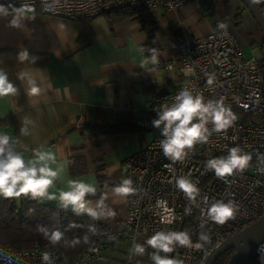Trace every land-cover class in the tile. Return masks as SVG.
I'll return each mask as SVG.
<instances>
[{
    "label": "crops",
    "instance_id": "1",
    "mask_svg": "<svg viewBox=\"0 0 264 264\" xmlns=\"http://www.w3.org/2000/svg\"><path fill=\"white\" fill-rule=\"evenodd\" d=\"M255 3L261 6L264 0ZM7 11V16L0 14V69L17 92L0 97V115L13 117L16 152L26 163L35 159L37 149L55 156V162L37 164L47 163L59 172L48 189L57 199L40 197L43 202L64 207L58 197L61 190H69V180L95 185V195L85 199L95 207L106 194L105 205L117 215L99 221L110 227H116L127 210V197L113 193L125 179L120 161L146 145L159 129L95 133V128L119 119L132 125L146 119L155 97L177 82L176 71L164 64L178 41L208 34L216 21L232 31L245 57L259 59L245 51L248 44L264 53V34L240 0L187 1L176 10L146 8L111 25L99 15L83 21L34 11L20 18V27H10L16 12ZM25 49L29 60L21 63L17 56ZM20 73L26 74L23 79ZM29 78L41 89L39 95L28 94ZM22 127L28 135H21ZM118 240L107 241L105 249L119 242L130 245L127 239ZM126 260L149 263L146 252L139 256L129 251L123 263Z\"/></svg>",
    "mask_w": 264,
    "mask_h": 264
},
{
    "label": "built area",
    "instance_id": "2",
    "mask_svg": "<svg viewBox=\"0 0 264 264\" xmlns=\"http://www.w3.org/2000/svg\"><path fill=\"white\" fill-rule=\"evenodd\" d=\"M187 1L198 0H59V3L55 0H0V4L11 11L29 5L44 15L83 19L123 8L176 10ZM260 10L264 15V4ZM220 23L216 21L208 34L182 38L176 44L174 55L165 62V69L176 71L177 82L155 97L150 114L137 124L144 129H159V132L120 161L125 179H131L136 189L127 196L126 215L120 223L110 227L90 218L92 224L99 226L96 240L74 258L57 247L38 242L27 249L0 246L4 255L12 256L13 264H44L43 252L50 253L52 264H93L102 259L107 241L127 239L132 248L134 243L145 244L158 231L188 232L194 246H177L166 255L182 260L183 264H201L212 247L264 213V66L261 65L264 56L245 57L236 36L228 27L220 29ZM209 75L213 77L212 85L207 84ZM183 89L193 96L201 94L205 103L223 99L225 107L230 108L237 119L226 132H212L207 143L195 144L186 150L187 156L182 161L173 162L160 148V141L165 139L164 125L155 127L153 121L159 119L161 108L171 106ZM208 128L211 131L212 125ZM237 146L252 157L242 173L219 178L214 170L206 168L209 159L227 156L228 149ZM181 176L191 180L199 190L194 199L177 188L176 179ZM218 200L232 201L238 209L234 218L222 225L207 216V208ZM197 243L202 247L196 248ZM153 251L146 247L148 264H153L150 259ZM253 257L256 264H264V242L256 247ZM0 264L8 262L0 257ZM123 264L132 263L126 260Z\"/></svg>",
    "mask_w": 264,
    "mask_h": 264
},
{
    "label": "clouds",
    "instance_id": "3",
    "mask_svg": "<svg viewBox=\"0 0 264 264\" xmlns=\"http://www.w3.org/2000/svg\"><path fill=\"white\" fill-rule=\"evenodd\" d=\"M59 3V0H55ZM257 2V0H253ZM46 7L48 5L46 4ZM16 17L10 22V27H20L19 20L21 17L34 13L33 7L23 5L15 8ZM0 14L7 16V8L0 4ZM34 18V17H33ZM220 29H227V25L220 23ZM154 51V50H153ZM17 59L23 63L29 60L27 50H22L18 53ZM36 57H32L34 62ZM153 63L156 62V56L152 57ZM25 73H20V79L25 77ZM208 85L213 84V77L209 75L207 80ZM28 94L31 96L39 95L41 89L36 85L35 80L28 79ZM17 88L9 81L6 72L0 69V97L14 95ZM159 119L153 121L155 127L164 125L162 135L165 139L160 141V148L166 158L173 162L182 161L187 156L188 149H192L197 143H207L212 132H226L236 121L237 117L228 107H225L223 99L209 100L207 103L201 94L193 96L187 89L181 90L175 97V102L171 106H164L158 113ZM195 121V122H194ZM26 124L28 121L25 122ZM212 125L211 131L208 125ZM21 135H28L27 127L20 129ZM11 137L8 134L0 133V196L9 198H18L22 195L31 194L32 198L47 197L48 200H56L55 194H49L48 189L53 185L54 180L59 175L57 170H53L47 163H43L37 167L40 162L51 160L55 162V156L52 153L43 152L39 149L33 151L35 159L25 162L21 154L13 151L10 146ZM252 159L250 154L242 152L240 147H231L228 149L227 156H221L209 159L206 163V168L214 170V173L219 178L232 176L234 172L242 173L249 165ZM131 179L122 180L121 184L113 189V193L118 196L127 197L136 192L132 187ZM176 186L183 191L189 199H194L199 190L195 184L181 176L176 179ZM68 191L61 190L59 192L60 203L67 208L73 206L77 214L83 212L93 220H101L106 216L115 217L116 212L107 208L104 200L106 194L102 195L97 201L95 207L89 206V202L85 199L86 195H95L97 189L95 185L86 183L83 180H69ZM237 206L234 202L227 203L223 200H218L207 208V216L210 221L217 224H224L229 219L234 218L237 211ZM170 222V221H169ZM45 236H48L52 244H57L61 241L63 234L56 230L49 233L40 228ZM207 239V237H201ZM78 242V241H76ZM185 247L192 248L193 242L190 234L186 231H158L150 236L145 244L134 243L130 249L131 254L143 256L146 247L154 249L150 254V259L153 264H183V261L166 255L172 253L175 248ZM196 248L202 247L199 243ZM164 253L165 255H162ZM0 257L5 259L8 264H13L11 255H4L0 250ZM19 260V257L16 258ZM41 259L44 264H52L50 253L43 252Z\"/></svg>",
    "mask_w": 264,
    "mask_h": 264
},
{
    "label": "trees",
    "instance_id": "4",
    "mask_svg": "<svg viewBox=\"0 0 264 264\" xmlns=\"http://www.w3.org/2000/svg\"><path fill=\"white\" fill-rule=\"evenodd\" d=\"M139 10L123 8L104 12L103 14L107 23L111 25ZM92 18H83L82 20L89 21ZM261 65L264 66V61H261ZM12 126L13 117L11 115H0V133L8 134L11 137L10 146L16 152ZM133 128L144 129L136 124L132 125L126 120L119 119L101 127H96L95 133L122 132ZM98 227L97 224L90 222L87 213L77 214L74 209L43 202L40 197L32 198L31 194L9 199L0 196V246L27 249L38 242L43 246L57 247L70 258H74L89 244L95 242ZM40 228L45 229L49 235L59 230L63 237L59 243L54 245L50 242L49 237L39 230ZM232 252L231 249L222 253L213 264H225ZM246 264H256L254 257L252 256Z\"/></svg>",
    "mask_w": 264,
    "mask_h": 264
},
{
    "label": "water",
    "instance_id": "5",
    "mask_svg": "<svg viewBox=\"0 0 264 264\" xmlns=\"http://www.w3.org/2000/svg\"><path fill=\"white\" fill-rule=\"evenodd\" d=\"M240 1L264 34V15L261 13L260 6L253 0ZM261 242H264V213L254 222L212 247L201 264H213L222 253L231 249L233 252L225 264H246Z\"/></svg>",
    "mask_w": 264,
    "mask_h": 264
},
{
    "label": "rangeland",
    "instance_id": "6",
    "mask_svg": "<svg viewBox=\"0 0 264 264\" xmlns=\"http://www.w3.org/2000/svg\"><path fill=\"white\" fill-rule=\"evenodd\" d=\"M99 16L105 17L104 14H100ZM251 45L248 44V46L245 48V51L248 53L250 51L251 54H254L256 57L261 58L262 54H264L262 53L261 49L256 45L253 46L254 44H251ZM154 130L155 129H152L151 132H153ZM129 246H130L129 243L127 242H121V243L119 242V243H116L115 246L112 248L107 247L103 251L104 259L102 261L100 260L94 261L93 264H100V262L101 264H122L126 257V253L130 251V250L128 251Z\"/></svg>",
    "mask_w": 264,
    "mask_h": 264
}]
</instances>
